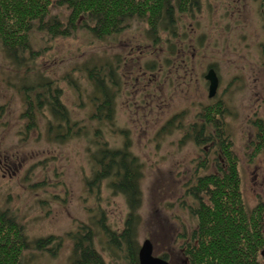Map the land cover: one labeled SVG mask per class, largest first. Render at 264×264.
Here are the masks:
<instances>
[{"label": "rangeland", "instance_id": "rangeland-1", "mask_svg": "<svg viewBox=\"0 0 264 264\" xmlns=\"http://www.w3.org/2000/svg\"><path fill=\"white\" fill-rule=\"evenodd\" d=\"M177 18L175 35L165 30L156 38L144 22L105 38L81 26L56 38L35 30V52L26 51L21 65L0 48V207L18 216L30 242H60L55 251H25L24 264H69L74 235L87 229L105 264H125L126 244L117 246L103 229L119 236L131 213L138 258L149 240L154 256L190 264L183 234L197 225L191 206L198 202L189 189L215 170L202 171L211 145L195 140L207 106L225 108L223 128L239 157L246 204L264 196V143L257 148L264 122L262 0H200ZM103 68L106 94L91 77L102 79ZM210 71L217 77L211 96ZM37 80L60 93L77 133L58 132L47 106L31 124L24 88ZM107 146L127 148L136 159L134 207L112 176L96 178Z\"/></svg>", "mask_w": 264, "mask_h": 264}, {"label": "trees", "instance_id": "trees-1", "mask_svg": "<svg viewBox=\"0 0 264 264\" xmlns=\"http://www.w3.org/2000/svg\"><path fill=\"white\" fill-rule=\"evenodd\" d=\"M197 6L200 0H0V48L12 59L11 63L21 65L26 51L35 52L31 40L35 30L56 38L73 34L81 26L95 37L105 38L120 34L134 22H144L147 32L155 38L165 30L175 35L177 17L192 13ZM101 72L102 79L97 73L95 76L91 73V77L100 92L106 94L103 84L109 73L104 68ZM37 83L24 88L26 115L31 117V124H36L37 115L47 106L54 115L58 132L68 127L66 133H77V125L70 123L67 110L60 102V93L53 91L49 81L37 80ZM104 97L103 102L109 108L110 100ZM224 111L223 105L207 106L202 112L201 129L194 130L195 140L204 138L203 142L211 145L209 156L205 155L199 166L203 171L205 165H215V170L198 175L189 189L188 194L198 202L191 206L197 225L190 234H183L182 247L190 264H264V196L253 207L246 204L239 157L223 128ZM260 127L258 149L264 143V122ZM98 157L100 162L105 157L108 161L101 164L102 170L96 173V178L112 176L113 187L125 192L134 207L139 192L136 159L129 156L127 148L108 146L100 150ZM131 216L132 213L127 228L119 236L109 229L103 231L111 234V241L117 246L120 242L126 244L125 264H139ZM73 238L69 264H105L93 244L90 230H80ZM56 245L60 242L53 236L30 242L18 216L11 209L0 207V264H24L25 251L33 247L44 251L49 246L53 247L48 250L55 251Z\"/></svg>", "mask_w": 264, "mask_h": 264}, {"label": "water", "instance_id": "water-1", "mask_svg": "<svg viewBox=\"0 0 264 264\" xmlns=\"http://www.w3.org/2000/svg\"><path fill=\"white\" fill-rule=\"evenodd\" d=\"M208 79L211 82L210 96L215 92L217 86V77L212 71L208 75ZM153 244L149 240H145L139 253V264H171L165 258H159L153 255Z\"/></svg>", "mask_w": 264, "mask_h": 264}]
</instances>
